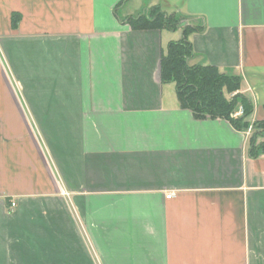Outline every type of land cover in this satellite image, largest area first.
Instances as JSON below:
<instances>
[{"label":"crops","instance_id":"obj_1","mask_svg":"<svg viewBox=\"0 0 264 264\" xmlns=\"http://www.w3.org/2000/svg\"><path fill=\"white\" fill-rule=\"evenodd\" d=\"M186 26L264 121V0H0V264H264V130L160 81Z\"/></svg>","mask_w":264,"mask_h":264},{"label":"trees","instance_id":"obj_2","mask_svg":"<svg viewBox=\"0 0 264 264\" xmlns=\"http://www.w3.org/2000/svg\"><path fill=\"white\" fill-rule=\"evenodd\" d=\"M182 20L174 15L162 12L158 7L147 9L130 17L126 23L133 30H168L175 31ZM198 27L186 26L182 37L178 41L170 42L166 53L161 56L159 77L161 83H173L177 98L182 108L190 110L195 117L222 118L228 120L232 126L240 131L250 127L247 121L252 114L251 102L239 94L240 78L221 74L212 66H188L187 59L192 56V46L189 35L199 31ZM230 96V97H228ZM242 108V115L231 119L230 114ZM251 149L254 152V140L264 130V121L252 125ZM264 152V143L262 144Z\"/></svg>","mask_w":264,"mask_h":264},{"label":"built area","instance_id":"obj_3","mask_svg":"<svg viewBox=\"0 0 264 264\" xmlns=\"http://www.w3.org/2000/svg\"><path fill=\"white\" fill-rule=\"evenodd\" d=\"M242 112H243L242 108L239 107L236 111H234L233 113L230 114V118L231 119H236V118H238V117H240L242 115ZM251 131H252V127L250 126L246 130V132L250 133ZM172 196H173V194H168V195H166V199H170ZM12 206H14V205L12 204Z\"/></svg>","mask_w":264,"mask_h":264}]
</instances>
